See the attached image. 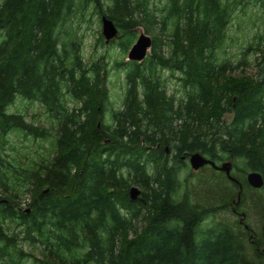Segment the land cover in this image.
<instances>
[{"label":"trees","instance_id":"trees-1","mask_svg":"<svg viewBox=\"0 0 264 264\" xmlns=\"http://www.w3.org/2000/svg\"><path fill=\"white\" fill-rule=\"evenodd\" d=\"M248 1L0 0V264L26 257L20 239L40 246L41 257L27 254L34 264H264V184L246 180L249 171L264 177V73L226 75L230 64L215 55L235 8ZM88 9L115 23L123 53L136 27L152 38L141 62H114L129 64L119 108H110L103 56L85 62L81 39L68 31ZM163 38L168 53L160 51ZM157 67L179 74V102L167 95ZM16 95L41 104L48 123L8 112ZM20 133L45 142L46 153L26 165L2 157L9 136ZM172 148L177 166L166 154ZM195 151L216 163L221 152L244 163L240 176L231 172L236 181L224 173L206 181L214 190L208 205L179 196V162ZM132 183L142 188L136 200L128 194ZM252 197L261 238L243 211L240 232L229 224L200 228L217 211L238 213ZM8 221L18 230L9 232Z\"/></svg>","mask_w":264,"mask_h":264},{"label":"rangeland","instance_id":"rangeland-1","mask_svg":"<svg viewBox=\"0 0 264 264\" xmlns=\"http://www.w3.org/2000/svg\"><path fill=\"white\" fill-rule=\"evenodd\" d=\"M71 25L72 28L68 31L73 35H77L81 39L83 60L85 62L88 61L89 63L91 60L98 59L101 55L103 56V61L106 63L107 68L106 86L109 90L110 108H119L122 105L126 88L125 69L129 67V64L117 67L114 63L115 60H123V62L127 61L125 60L126 51L123 53L122 49L117 44L119 35L113 40H109L107 43L103 36V44L99 41L96 42L98 33H101V17L95 14L91 9L86 10L84 15L75 19ZM65 29L66 28L61 29V35H64L66 31ZM141 32L148 34L145 32L144 28L138 26V28H136V36ZM154 32L161 35L158 28H154ZM166 32H169V29L166 30L165 33ZM165 33L164 35L169 34ZM61 37L64 38V36ZM135 38L136 37L133 38L132 42H134ZM164 38L166 37L164 36ZM167 40L164 39L163 42L160 43V51H164L165 53H168L172 49ZM257 47L264 50V2L256 0H249L245 4L241 2L240 5L235 8L223 43L220 47L215 49L217 62L230 64V68L225 71L226 75L261 76L264 73V63L261 61V51H258ZM156 71L157 74H159L160 79L163 80L166 85L167 95H173L176 102H179L185 96V90L177 78L179 74L176 72L172 74L171 70L160 67H157ZM219 80L222 82V76L219 77ZM68 105L71 106L72 102L69 101ZM8 112L21 113L27 121L48 123L47 111L41 106V104L36 101L31 102L19 95H16L13 103L8 106ZM231 117V113L227 112L224 114L222 120L224 122H229ZM109 119L110 117L107 114L106 120L108 122L110 121ZM181 121L182 120H176L175 127L177 129L179 128ZM9 138L11 142L5 147V150L2 151V157L14 164H29L32 159H37V155L46 153L45 147L47 148V144L45 142L39 144V141H34L28 136L24 137L21 133L18 136L16 134L10 135ZM166 154L170 163L173 164L176 162L175 166H177L178 162L174 160L175 151L173 148L170 150L167 149ZM220 155L223 156V161L227 159L232 161V173L235 176H240V173L242 172L239 170L244 167L243 161L241 159L234 161L229 154L222 152ZM221 162L222 160L217 161V164H220ZM179 164H181V169L177 174V181L179 183L180 198L183 194L188 193L190 201L202 204L207 203L205 201L211 197L214 190L210 191V187L206 185V181L210 179L208 181L210 182L214 174H216V176H223V172L214 170L209 165L194 170L191 168L187 157L182 160V163L179 162ZM148 171L152 173V168L149 167ZM213 171H215V173ZM132 185H135L142 190L139 185L135 183H132ZM231 190L233 189L231 188ZM2 194L3 193L0 191V195ZM255 196L256 194L254 197ZM21 197V206L25 208L27 196L23 195ZM234 197L235 196L231 195L230 199ZM209 203L212 204V201ZM241 211L245 212L244 222L250 226L254 233H252L254 237L258 239L261 238L262 236H260V233L262 226L253 197L249 198L245 204L240 206L238 213L232 212L229 207L225 210L217 211L212 216L206 218L203 223L200 224V228L209 229L214 228L215 226L222 227V224H229L240 232L244 229L243 225L239 223V213ZM5 227L9 232L18 230L15 223H9V221L5 223ZM137 227H140L139 222L137 223ZM262 241L264 242V237L262 238ZM243 242L251 251L248 242V233L245 234ZM17 246L21 247L24 253H26V257L21 260L20 264H34L32 256H27L28 253L35 255L36 257H41L39 253V250L41 249L40 246H36V249L28 241H24L23 239L19 240Z\"/></svg>","mask_w":264,"mask_h":264},{"label":"water","instance_id":"water-1","mask_svg":"<svg viewBox=\"0 0 264 264\" xmlns=\"http://www.w3.org/2000/svg\"><path fill=\"white\" fill-rule=\"evenodd\" d=\"M138 28V27H136ZM101 33L105 38V42L107 43L109 40L115 38L118 35V28L115 23L107 18L106 16L101 17ZM152 46V38L150 35L141 32L136 37L134 42L129 47L126 57V60L141 62L147 54L151 52ZM188 162L192 169L197 170L205 165H210L216 170L222 171L229 179L235 180V178L231 175L232 172V162L231 161H222L220 164H217L212 159L206 157L198 151L191 152L188 154ZM246 180L248 184L253 188H260L264 184V177L258 171H249L246 174ZM141 190L132 185L129 188L128 194L130 200H136L139 198ZM4 199L0 198V203ZM237 201H239V194L237 197ZM29 209H27L28 211ZM244 216V213H241V217Z\"/></svg>","mask_w":264,"mask_h":264},{"label":"flooded vegetation","instance_id":"flooded-vegetation-1","mask_svg":"<svg viewBox=\"0 0 264 264\" xmlns=\"http://www.w3.org/2000/svg\"><path fill=\"white\" fill-rule=\"evenodd\" d=\"M167 150V149H166ZM224 161H226V160H224Z\"/></svg>","mask_w":264,"mask_h":264}]
</instances>
